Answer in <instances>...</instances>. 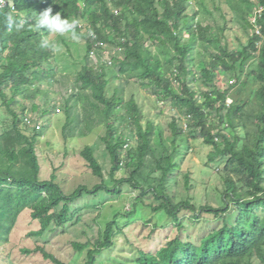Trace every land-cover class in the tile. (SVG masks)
I'll return each mask as SVG.
<instances>
[{"label":"trees","instance_id":"16d2710c","mask_svg":"<svg viewBox=\"0 0 264 264\" xmlns=\"http://www.w3.org/2000/svg\"><path fill=\"white\" fill-rule=\"evenodd\" d=\"M48 7L62 18L78 20L75 31L83 43L64 35L51 39L46 28L35 30L36 15ZM200 14L214 25L200 22ZM8 15L16 21L11 28ZM235 25L234 32L246 37L242 42L235 34L236 49L226 41ZM45 38L57 47L42 48ZM104 44L123 54L121 61L113 57L119 77L147 86L157 100H169L179 110L169 137L153 121L141 124L138 107L133 99L125 102L117 95L118 86L105 78V66L88 65L90 53ZM60 47L66 49L62 55L56 53ZM59 71L75 73L73 90L61 104L64 138L85 137L104 126L100 142L111 163V187L89 146L80 156L101 179L99 184L91 189L80 185L65 194L55 170L41 180L36 144L43 132L25 119L55 115L49 88ZM230 72L235 83L229 80L230 85L220 88L218 77ZM199 82L204 90L196 88ZM0 106L11 118L9 128L0 129V256L24 211L39 225L32 236L57 229L64 233L79 220L78 210H72L75 202L85 196L119 195V186L126 184L139 193L127 216L151 197L145 207L169 218L180 232L200 224L207 230L197 237L176 236L154 252L138 250L131 261L111 264H264V0H6L0 8ZM197 139L210 149L207 165H214L221 181L218 206L207 200L196 205L194 197L178 198L173 191L179 175L185 189H191L190 174L181 172V165ZM121 169L128 171L127 177L115 180ZM117 229L115 217L91 241L84 264H101L98 256L116 248ZM73 247L80 252L85 248ZM22 252H40L44 259L63 264L43 246Z\"/></svg>","mask_w":264,"mask_h":264},{"label":"rangeland","instance_id":"374dc122","mask_svg":"<svg viewBox=\"0 0 264 264\" xmlns=\"http://www.w3.org/2000/svg\"><path fill=\"white\" fill-rule=\"evenodd\" d=\"M2 6L4 4L0 2V8ZM213 14L220 20L216 12ZM198 19L204 25H214V22H211V19L204 14H200ZM236 28L237 26L235 25L232 31L226 33V41L234 49L239 46L235 34L243 39L242 42L246 40L242 32H234ZM57 35L60 34L53 33L51 39L57 37ZM63 35L72 37L70 33ZM72 40L83 43L79 39L72 38ZM221 41L222 44L226 42L224 38ZM101 48L90 53L89 57H87L88 65L95 68L105 66L103 67L106 74L105 78L112 87L118 86L117 95L123 96L124 101L133 99L134 104L138 107L141 124L153 121L163 128L164 137H169L171 134L169 125L172 118L180 117L179 110L174 109L169 100H157L152 90L147 86L134 83L133 80L128 82L124 77H119L118 63L112 67L113 57L117 56V59L121 61L124 58L123 54L110 44H104ZM64 50H66L64 47H60L56 53L62 55ZM210 51L214 52V50ZM60 61L64 64L71 63L69 59H64V57H60ZM251 61L253 62V60ZM111 68L113 71H111ZM112 72H116V74ZM233 75L234 73L230 72L227 77H218L220 88L230 85L232 82L229 80L235 83V80L230 78ZM74 76L75 73L65 74L64 71H59L52 87L49 88L50 92H52L50 106H54L55 115H40L38 120L33 119L34 121L31 125L35 130L37 126V131L43 132V137L36 144L40 158L41 180L49 179L55 170L57 183H59L65 194L73 192L80 185L91 189L101 182V179L94 177L90 170L86 168L84 160L80 156L81 151L86 146L93 149L94 156L102 168L103 178L106 183L110 187L115 183L109 177L111 163L108 153L105 150V146L100 142V138L105 133L104 126L95 127L85 137L64 138L65 115L61 104L73 90ZM42 84L46 85L45 83ZM174 86L179 88L178 83H174ZM195 86L199 90L205 89L200 82L196 83ZM28 108H30V105H28ZM213 122L216 123V119ZM10 124L11 118L5 108L0 106V129H8ZM185 124V119H183L181 122L183 129H186ZM209 151L210 149L203 144L202 139L192 141V147L181 165V172H189L192 186L189 191L186 190L182 176L179 175L176 179V186L173 187V191L177 192L178 198L181 196L194 197L196 205H201L207 200L210 205L218 206L217 194L219 193L217 192L221 190V181L215 173L216 169L212 167L214 165H207ZM127 174L128 171L126 169H121L114 174L115 180H122L127 177ZM119 188V195H105L103 198L85 196L75 202L72 210H78L79 220L76 224H72L73 221L69 223L64 228V233H61L62 229H57L41 237L32 236L31 233L37 231L39 225L31 219L28 211H24L9 236V242L1 248L4 256H0V264H54L44 259L40 252L30 255L22 252L23 248L33 250L42 246L63 264H84L87 249L91 248L92 245L91 241L96 239L99 233L104 231L106 225L114 220L115 217H117L118 225L116 236L114 237L116 248L110 252L105 251L101 256H98L101 264H111L110 261L116 263L131 261L132 258L137 256L138 250L154 252L176 236L181 238H185L186 235L197 237L207 230V225L200 224L187 232L184 230L180 232L173 226L169 218L160 217V213H153L145 207L148 202H151V197H145V205L137 204L135 214L129 217L127 215L132 209V199L136 198L139 193L126 184L120 185ZM212 226H208V229ZM73 243L84 245L85 248L81 252L77 251L74 249ZM253 264L260 263L257 260H253Z\"/></svg>","mask_w":264,"mask_h":264},{"label":"clouds","instance_id":"9594fccd","mask_svg":"<svg viewBox=\"0 0 264 264\" xmlns=\"http://www.w3.org/2000/svg\"><path fill=\"white\" fill-rule=\"evenodd\" d=\"M2 4H4L5 6L6 0H3ZM113 13L117 14L116 10H114ZM15 23L16 21L14 20V18L11 15H8L7 16L8 27L11 28ZM78 23L79 22L76 19H69L66 17L62 18L60 12H56L55 14H53L52 8L48 7L47 9L36 15L33 22V27L37 31H39L42 28H46L50 32L60 35L70 33L73 39H79V36L75 31ZM40 46L42 48L55 49L57 47V44L55 41H49L47 38H45L41 41Z\"/></svg>","mask_w":264,"mask_h":264},{"label":"built area","instance_id":"2783aa9c","mask_svg":"<svg viewBox=\"0 0 264 264\" xmlns=\"http://www.w3.org/2000/svg\"><path fill=\"white\" fill-rule=\"evenodd\" d=\"M0 2L3 3V0H0ZM25 121H26V123H27L28 125H30V126H31L32 123H33V122H32L31 120H29V119H25ZM37 128H38V127L36 126V129H37Z\"/></svg>","mask_w":264,"mask_h":264}]
</instances>
